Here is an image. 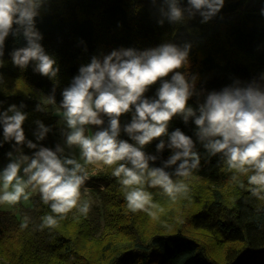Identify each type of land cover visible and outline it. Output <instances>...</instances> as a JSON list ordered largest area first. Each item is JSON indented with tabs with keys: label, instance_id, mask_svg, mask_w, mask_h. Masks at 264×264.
<instances>
[{
	"label": "trees",
	"instance_id": "1",
	"mask_svg": "<svg viewBox=\"0 0 264 264\" xmlns=\"http://www.w3.org/2000/svg\"><path fill=\"white\" fill-rule=\"evenodd\" d=\"M176 2L183 11L179 21L169 19L172 0H42L34 18V30L40 35L36 43L60 71L46 77L36 71L37 61L23 70L14 66V50L29 46L24 29L14 25L0 57L4 62L0 112L23 104L26 139L55 150L52 134L57 118L48 107L63 109L61 93L80 74L81 66L90 64L93 57L102 63L112 51L133 50L140 55L165 44L181 51L188 48V62L175 71L190 83L195 78L198 95L188 102L189 107L195 108L213 91L246 87L253 80L264 84V16L260 14L264 0H225L222 11L208 22H202L200 11L188 0ZM172 75L157 81L145 95L155 98L163 80H171ZM53 95L55 103L49 101ZM37 104L41 111H36ZM132 114L121 116L122 128ZM103 119L107 127L108 117ZM37 120L51 127L39 142L33 135ZM176 128L197 140L191 118L185 125L182 118L174 117L169 132ZM119 138L134 143L123 130ZM161 139L167 142L166 136ZM0 142L2 164L7 153L17 155L14 141L3 142L2 125ZM158 142L144 149L158 157L150 167H163L172 154L167 146L158 153ZM22 151L31 156L36 149L24 145ZM195 151L200 155L198 168L189 177L172 176L187 184L186 195L173 201L161 188H147L153 203L163 209H153L156 218L128 209L125 191L112 175L118 164L106 166L93 178L104 187L98 192L100 213L90 206L85 216L74 208L63 219L57 217L55 228L40 227L42 217L55 214L36 187L37 193L30 195L31 208L0 211V264H264V199L249 191L251 173L229 169L223 153L210 155L199 141ZM88 195L92 193H82L80 203L89 202ZM25 222L27 227L22 228Z\"/></svg>",
	"mask_w": 264,
	"mask_h": 264
},
{
	"label": "clouds",
	"instance_id": "2",
	"mask_svg": "<svg viewBox=\"0 0 264 264\" xmlns=\"http://www.w3.org/2000/svg\"><path fill=\"white\" fill-rule=\"evenodd\" d=\"M41 3L42 0H0V57L4 55L5 38L14 25L20 26L29 46L14 50L13 65L23 70L31 61H37L36 71L46 77H55L60 71L54 67L56 61L36 43L40 35L34 30V18ZM188 3L200 11L202 22H208L222 11L225 0H188ZM260 14L264 16V8ZM182 18V9L172 0L169 19L179 21ZM187 62L188 48L181 51L171 44L140 55L133 50L112 51L102 63L93 57L90 64L81 66L80 74L61 93L60 106L69 129L66 145L78 146L85 164L100 162L108 167L118 164L112 175L119 179L131 212L143 211L156 218L153 209L163 211L153 203L147 188L159 187L173 201L187 194V184L174 181L172 176L189 177L192 170L198 168L197 141L210 155L223 153L229 169L245 175L251 173L247 176L249 191L264 199V84L253 80L246 87L213 91L202 102L197 101L195 108L189 107L188 102L198 95L195 78L190 83L184 74L175 71ZM3 63L0 59V67ZM169 73H173L171 80H163L155 98L145 95ZM49 101L55 103L54 95L49 96ZM23 107V104L19 108L13 104L0 112L3 142L14 141L17 153L14 159L13 152L7 153L9 162L0 171L3 188L0 203L28 200L26 189L38 187L42 201L51 202V211L55 214L42 217L41 229L57 227V217L63 219L74 208L86 216L90 204L88 201L80 203L81 187L89 179L84 165L65 155L59 144L53 150L27 140L23 128L27 113L20 110ZM41 110L37 104L36 111ZM130 112L133 113L131 121L122 128L120 118ZM105 116L108 117L107 127L104 126ZM176 116L182 118L185 125L192 119L196 141L180 128L169 132L170 122ZM35 123L38 127L33 135L37 142L43 141L51 127L40 120ZM88 125L97 126L91 136L85 135ZM122 130L134 143L119 138ZM165 136L167 142L161 139ZM154 140H159L158 153L166 146L172 151L163 167H150V162L154 165L158 157L144 150ZM24 145L36 151L31 156L25 155ZM172 166H175L172 172L165 171ZM21 171L27 180L20 175ZM21 227L26 228L27 222Z\"/></svg>",
	"mask_w": 264,
	"mask_h": 264
},
{
	"label": "rangeland",
	"instance_id": "3",
	"mask_svg": "<svg viewBox=\"0 0 264 264\" xmlns=\"http://www.w3.org/2000/svg\"><path fill=\"white\" fill-rule=\"evenodd\" d=\"M48 112H50L57 118L55 130L52 134V137L56 145L59 144L61 147L64 148L65 155H69L75 158L79 163L84 165L86 171L89 174V179L81 187V195L82 193H87V194L92 193V196L88 195V200H90L89 201L90 206L93 208V210L100 213L101 204L99 201L98 192L102 191L104 187L100 182H98L96 179H93V178H96L100 172L104 171L106 166L100 162L96 164H85L84 160L81 158L79 147L75 145L69 147L65 143L66 134L69 131V129L67 128L66 120L64 118V110L58 107L49 105ZM96 130H97V126L88 125L85 128V135L91 136L95 133ZM15 157L16 155L13 154V159ZM8 162H9V157L2 164H0V171L3 170V168L7 165ZM20 175L23 176L24 180H27V176H24L22 171ZM26 191L29 194L28 200L21 199V201L16 204L0 203V211H3V212L11 211L13 213H16L19 208H25V209L31 208L30 195H32V191H33V194L35 195L37 193V188H33L29 186L26 189ZM2 192H3L2 182H0V194H2Z\"/></svg>",
	"mask_w": 264,
	"mask_h": 264
}]
</instances>
